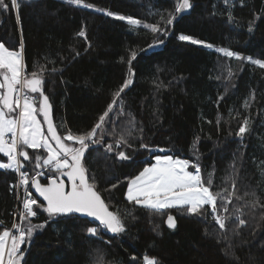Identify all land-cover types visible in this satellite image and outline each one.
<instances>
[{
    "label": "trees",
    "instance_id": "1",
    "mask_svg": "<svg viewBox=\"0 0 264 264\" xmlns=\"http://www.w3.org/2000/svg\"><path fill=\"white\" fill-rule=\"evenodd\" d=\"M83 1L101 10L65 0H18L21 7L15 10L5 0L9 7L0 11V42L13 50L23 45L27 73L44 67V92L62 135L66 129L74 134L90 131L131 67L133 82L120 97L125 115L110 114L119 125L117 135H105L103 144L92 145L84 158L97 191L110 210L119 209L126 230L114 234L101 228L92 236L87 228L99 223L77 215L57 216L21 246V264H144L145 255L156 257L159 264H264V68L217 51L229 48L264 60V0H190L192 8L171 25L166 21L175 13L176 0ZM119 15L158 23L168 34L153 33L143 24L132 26ZM82 29L86 38L77 35ZM180 34L205 44L179 41ZM158 40L164 43L148 48ZM133 50L137 57L129 65ZM131 117L136 122L129 138L132 147L117 151L132 159L122 161L107 153L104 144L114 143ZM245 118L248 130L241 137L237 133ZM106 128L112 131L111 124ZM141 143L153 151L140 148ZM27 151L32 160L24 169L31 177L35 156L46 152ZM158 154L194 162L198 157L201 175L207 179L213 174L214 193L233 191L235 181V192L243 199L233 198L228 212L218 201L217 214L230 217L225 229L214 222L208 205L202 215H189L186 209L156 212L127 201V178ZM6 159L0 153V160ZM40 170L45 174L38 178L46 183L51 173ZM22 198L16 172L0 168V232L12 226ZM35 210L33 224L48 219L47 213ZM169 213L176 217L175 229L164 224ZM237 216L246 220L244 226L236 227Z\"/></svg>",
    "mask_w": 264,
    "mask_h": 264
},
{
    "label": "snow or ice",
    "instance_id": "2",
    "mask_svg": "<svg viewBox=\"0 0 264 264\" xmlns=\"http://www.w3.org/2000/svg\"><path fill=\"white\" fill-rule=\"evenodd\" d=\"M68 3L93 8L94 5L84 4L83 0H67ZM228 3V0H225ZM12 8L18 10L21 5L18 0H11ZM8 4L5 0H0V11H7ZM192 8L190 0H176L175 13H169L166 24L171 25L177 16ZM106 11L107 15H118L111 11ZM231 17V13H229ZM126 20L132 26H140L150 29L153 33L164 32L167 29L161 28L157 24L143 23L132 16L118 17ZM19 19V18H18ZM163 20L164 17L161 16ZM251 30V29H250ZM86 38V33L82 29L78 34ZM179 41L191 42L197 45L205 44L204 41L195 39L191 35L180 34ZM158 40L148 48L163 44ZM212 47V45H207ZM23 45L20 50H13L0 42V153L7 157V162L0 163V168L10 169L19 174V187L24 189L22 210L19 212L20 223L14 222L12 229L4 228L0 232V264H21L24 251L21 246L25 244L33 235V232L42 229L55 217L72 213H79L94 218L99 222L96 227H88L87 233L95 236L101 228L114 234L123 233L126 230L124 216L119 209L110 210V205L105 202L99 191L94 176L89 175V170L84 166L85 153L92 145L103 144L105 135L116 136V129L119 126L117 120L112 118L125 115L124 103L120 99L121 94L132 84L131 77L134 75L129 67V78L125 79L120 88L114 93L107 109L99 115L97 122L90 131L74 134L70 129H66L62 135L58 131V126L52 119V105L48 95L44 92V67L30 74L26 72V65L23 60ZM144 51V50H142ZM218 52L227 58L236 60H247L261 68H264V60L253 59L251 56L243 57L239 52L229 48H219ZM137 57V51L130 52L129 65ZM123 59V58H122ZM52 71H56L52 69ZM233 75L228 70V77ZM222 99V97H221ZM247 107V102H245ZM118 109V110H117ZM130 115V114H129ZM39 117L43 118V123ZM219 122V121H218ZM248 119L245 118L239 127L237 135L243 137L247 132ZM111 124L112 131L107 132L106 126ZM46 125V129H45ZM136 128L135 117H131L114 143L104 144L107 153H113L117 159L122 161L131 160L122 148H131L129 138ZM142 132V129H140ZM197 139H199L197 137ZM70 142V143H69ZM78 145V146H76ZM140 148L153 151L149 145L141 143ZM27 149L41 150L46 152V156H35L34 175L29 177L27 171H22L25 162H31ZM161 152L165 149H157ZM189 159H181L172 155H155L154 163L145 166L135 176L127 178L128 188L126 199L129 203L152 209L156 212H163L171 208L186 209L187 214H203L205 205L210 206L213 220L220 229H225L226 220L230 217L217 214L219 206L224 212H228V204L233 198L243 199L235 192V181H232L233 191L224 190L225 194L214 193L212 173L207 179L201 175L200 164ZM193 170L190 171L189 169ZM40 169H47L49 173L48 183L41 184L38 177L45 173ZM65 178L70 183V188L66 187ZM31 185L43 198L46 203H39L32 193L28 191ZM113 188L116 185H112ZM247 195V193H245ZM257 202L251 206L256 207ZM39 209L47 213L48 219L40 224H33L32 218L37 216ZM236 227H242L246 220L236 217ZM23 222H27L26 224ZM2 223V222H0ZM166 224L169 228H176V219L170 213L167 215ZM144 264H159L156 257H143Z\"/></svg>",
    "mask_w": 264,
    "mask_h": 264
},
{
    "label": "water",
    "instance_id": "3",
    "mask_svg": "<svg viewBox=\"0 0 264 264\" xmlns=\"http://www.w3.org/2000/svg\"><path fill=\"white\" fill-rule=\"evenodd\" d=\"M51 115H52V113H51ZM52 119H53V116H52ZM54 122V121H53ZM45 128H46V125H45ZM39 179V178H38ZM40 181V180H39ZM40 183L41 184H47L48 183V180H47V182L46 183H42L41 181H40ZM65 183H66V187L67 188H70V183L67 181V179L65 178ZM30 191H31V193L39 200V201H41L42 203H46V202H44L43 201V198L42 197H39V194L35 191V189L33 188V187H31V185H30ZM171 215H173L174 217H175V215L174 214H172V213H170ZM67 215H77V216H80V217H84V218H88L89 220H91V221H94V222H97V223H99L98 221H96L94 218H92V217H89V216H87V215H83V214H79V213H72V214H67ZM175 219H176V217H175ZM166 220H167V216L165 217V220H164V224H165V226L167 227V228H169L168 226H167V224H166ZM176 226H177V220H176ZM169 229H171V228H169ZM108 231V230H107ZM108 232H110V231H108Z\"/></svg>",
    "mask_w": 264,
    "mask_h": 264
},
{
    "label": "built area",
    "instance_id": "4",
    "mask_svg": "<svg viewBox=\"0 0 264 264\" xmlns=\"http://www.w3.org/2000/svg\"><path fill=\"white\" fill-rule=\"evenodd\" d=\"M22 171H26L24 168L22 169ZM20 180V176L18 173H16V186L18 185V182ZM23 187H19L17 186V191H20ZM19 198V197H18ZM18 198H17V202H18ZM23 201V200H22ZM22 204V202H21ZM22 210V205H18L17 204V207H16V215H15V218H14V222H17V223H20V217H19V212ZM13 225V224H12ZM10 229H12V226L10 227ZM13 232H15L16 230L15 229H12Z\"/></svg>",
    "mask_w": 264,
    "mask_h": 264
},
{
    "label": "rangeland",
    "instance_id": "5",
    "mask_svg": "<svg viewBox=\"0 0 264 264\" xmlns=\"http://www.w3.org/2000/svg\"><path fill=\"white\" fill-rule=\"evenodd\" d=\"M65 1H67V0H65ZM84 2V4H91V5H94V4H92V3H89V2H86V1H83ZM95 6V5H94ZM91 9H96V10H101L100 8H98L97 6H95V7H93V8H91ZM142 25V24H141ZM158 155H170V154H158ZM174 157H179V158H181V159H184V158H182V157H180V156H174ZM155 162V160L153 159V162L152 163H154ZM149 165V164H148ZM148 165H146V166H148ZM190 171H192L191 169H189ZM22 200H23V198H22ZM149 257H152V256H149Z\"/></svg>",
    "mask_w": 264,
    "mask_h": 264
},
{
    "label": "crops",
    "instance_id": "6",
    "mask_svg": "<svg viewBox=\"0 0 264 264\" xmlns=\"http://www.w3.org/2000/svg\"><path fill=\"white\" fill-rule=\"evenodd\" d=\"M2 154V153H1ZM4 155V154H3ZM171 155V154H170ZM173 156V155H172ZM6 157V156H5ZM7 158V157H6ZM4 162H7V159H6V161H2V160H0V163H4ZM127 188H128V186H127ZM126 193H127V189H126Z\"/></svg>",
    "mask_w": 264,
    "mask_h": 264
}]
</instances>
